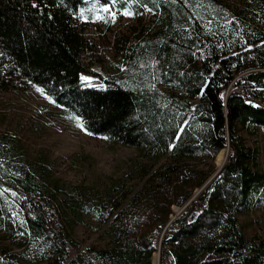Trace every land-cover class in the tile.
Returning a JSON list of instances; mask_svg holds the SVG:
<instances>
[{
	"label": "trees",
	"instance_id": "obj_1",
	"mask_svg": "<svg viewBox=\"0 0 264 264\" xmlns=\"http://www.w3.org/2000/svg\"><path fill=\"white\" fill-rule=\"evenodd\" d=\"M92 1L0 0V92L36 88L90 134L152 163L126 193L69 199L71 213L95 216L109 238L105 247L72 255L71 219L56 205L59 187L48 167L26 160L14 139H0V181L23 192L14 204L26 236L43 241L39 262L152 264L159 252V264H264L263 236L248 238L238 220L251 197L264 194L258 143L243 137L264 128V0H241L256 18L236 39L212 37L201 24L220 13V0H134L136 11L153 12L157 29L131 43L123 70L89 86L82 76L97 73L83 58L90 46L74 16ZM189 25L195 39L182 32ZM225 148L218 170L215 158ZM8 204L0 196L5 240L21 230ZM12 244L21 249L25 240ZM19 255L0 246L2 264Z\"/></svg>",
	"mask_w": 264,
	"mask_h": 264
},
{
	"label": "rangeland",
	"instance_id": "obj_2",
	"mask_svg": "<svg viewBox=\"0 0 264 264\" xmlns=\"http://www.w3.org/2000/svg\"><path fill=\"white\" fill-rule=\"evenodd\" d=\"M220 1V13H210L200 20L201 24L212 37L236 39L244 24H254L256 14L251 13L255 11L241 0ZM134 3V0H108L106 3L94 0L90 2L89 9L84 8L74 16V24L81 29L90 46L83 53V58L97 73L82 76L87 85L100 86L102 78L123 70L131 43L157 29L153 12L147 7L136 11ZM182 32L195 39L190 25L183 27ZM200 47L205 48V45ZM243 137L249 145L258 143L260 167L264 170V128L258 127L255 135L243 132ZM6 138L14 139L26 160L48 167L49 182L57 183L59 187L56 205L66 207L63 210L71 219L69 231L76 241L72 255L87 253L89 247H105L109 238L104 232L105 226H101L95 216L71 213L67 206L69 199L79 197L85 191L94 195L119 188L118 193H126L141 185L144 166L152 163L134 148L113 144L90 134L80 119L65 115L60 107L33 87L0 92V139ZM2 145L8 146L7 143ZM227 152L225 148L218 153L216 167L223 165ZM198 193L199 190L182 207H174V213L185 210ZM16 194L23 196V192L20 193L11 182L0 181V196L11 203L8 204L11 217L15 225L21 227V230L17 228L19 235L14 233L12 239L20 237L25 240V245L17 248L12 239L5 240L0 231V246L9 244L13 253L21 250V255L15 256L11 264H41L38 254L44 246L43 241L28 238L22 230L23 214L14 204ZM238 220L248 238H264V194L253 195L248 209L238 214ZM155 253L151 263L159 264L158 252Z\"/></svg>",
	"mask_w": 264,
	"mask_h": 264
},
{
	"label": "bare ground",
	"instance_id": "obj_3",
	"mask_svg": "<svg viewBox=\"0 0 264 264\" xmlns=\"http://www.w3.org/2000/svg\"><path fill=\"white\" fill-rule=\"evenodd\" d=\"M221 155H222V152L221 153H219V158L221 157ZM156 256V253H153V256ZM158 256H159V252H158Z\"/></svg>",
	"mask_w": 264,
	"mask_h": 264
},
{
	"label": "water",
	"instance_id": "obj_4",
	"mask_svg": "<svg viewBox=\"0 0 264 264\" xmlns=\"http://www.w3.org/2000/svg\"><path fill=\"white\" fill-rule=\"evenodd\" d=\"M222 165H220V167L218 168V170L221 168Z\"/></svg>",
	"mask_w": 264,
	"mask_h": 264
},
{
	"label": "snow or ice",
	"instance_id": "obj_5",
	"mask_svg": "<svg viewBox=\"0 0 264 264\" xmlns=\"http://www.w3.org/2000/svg\"><path fill=\"white\" fill-rule=\"evenodd\" d=\"M125 14H127V13H125Z\"/></svg>",
	"mask_w": 264,
	"mask_h": 264
}]
</instances>
